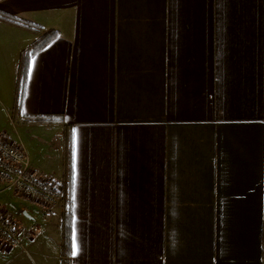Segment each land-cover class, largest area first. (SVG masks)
<instances>
[{"label":"crops","instance_id":"0c3cea01","mask_svg":"<svg viewBox=\"0 0 264 264\" xmlns=\"http://www.w3.org/2000/svg\"><path fill=\"white\" fill-rule=\"evenodd\" d=\"M2 114L41 175L71 170L28 218L40 264H264V0H0Z\"/></svg>","mask_w":264,"mask_h":264},{"label":"built area","instance_id":"2783aa9c","mask_svg":"<svg viewBox=\"0 0 264 264\" xmlns=\"http://www.w3.org/2000/svg\"><path fill=\"white\" fill-rule=\"evenodd\" d=\"M14 192L30 204L48 211L67 201L63 186L54 178L41 175L28 160L24 146L0 132V194ZM40 232L34 222L10 213L0 200V245L25 250Z\"/></svg>","mask_w":264,"mask_h":264},{"label":"rangeland","instance_id":"374dc122","mask_svg":"<svg viewBox=\"0 0 264 264\" xmlns=\"http://www.w3.org/2000/svg\"><path fill=\"white\" fill-rule=\"evenodd\" d=\"M3 17V16H2ZM6 18V17H5ZM8 21L12 23H19L13 18H6ZM20 24V23H19ZM29 27V26H28ZM54 119L44 118L45 122H53ZM15 115H0V131L4 132L9 136V129L15 125ZM66 139L68 138V134L66 133ZM29 144V143H28ZM27 146L29 147L30 145ZM4 205H8L10 213L14 214V216L22 217L23 220L29 221L28 218L35 217L37 215H41L43 217L49 214V211L36 205L30 204L17 194L11 191H7L6 195L0 198ZM37 226L40 228V223L35 222ZM40 233V232H39ZM38 233V234H39ZM38 235L32 238H36ZM0 264H40L39 260L34 256L31 246L28 243L25 250L19 249H7L0 245Z\"/></svg>","mask_w":264,"mask_h":264},{"label":"trees","instance_id":"16d2710c","mask_svg":"<svg viewBox=\"0 0 264 264\" xmlns=\"http://www.w3.org/2000/svg\"><path fill=\"white\" fill-rule=\"evenodd\" d=\"M56 36H57V33L53 31L46 33L45 35H43V37L39 41H37L34 44L32 50L27 51L22 55L21 76H20V83H19V89H18V94H17V110H20L21 108V103H22L23 95H24L25 80H26V75L28 72L29 61H30L31 56L37 53L38 51L42 50L43 48H45ZM66 141L68 144V148H67L68 156H71L72 142L69 136L66 139ZM71 189H72V175H71V170H70L66 178V183L64 184V190L68 198L71 195ZM62 231H63L62 233L63 254H64V257H69L70 252H71V216H70V213L68 212L64 216V220L62 224ZM263 249H264V232H263Z\"/></svg>","mask_w":264,"mask_h":264},{"label":"snow or ice","instance_id":"6c2138e0","mask_svg":"<svg viewBox=\"0 0 264 264\" xmlns=\"http://www.w3.org/2000/svg\"><path fill=\"white\" fill-rule=\"evenodd\" d=\"M29 73H31V67L29 68ZM76 253H75V251L73 252V255H75Z\"/></svg>","mask_w":264,"mask_h":264}]
</instances>
